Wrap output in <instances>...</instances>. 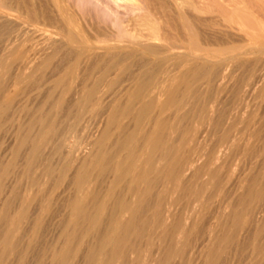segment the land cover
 Instances as JSON below:
<instances>
[{"label": "rangeland", "instance_id": "obj_1", "mask_svg": "<svg viewBox=\"0 0 264 264\" xmlns=\"http://www.w3.org/2000/svg\"><path fill=\"white\" fill-rule=\"evenodd\" d=\"M0 1L1 14H8L10 18L15 20L16 22H19L18 25L21 23L22 25H20L22 27L28 28H26L27 30L24 28L22 29L21 26H18L16 23L15 24L22 31L18 29V27L13 23L6 24L3 27H0V29L2 28L1 31L5 27H8L2 32L0 31V38H2L0 39V48L2 46L3 39L5 40L12 34H14L13 36H15L17 34L24 35L26 33L25 35L28 39L26 38V36H24L23 39H26H22V46L27 44L28 46L26 45V47L29 50L36 45L33 44L37 43V39H34L35 36H29L30 33L27 32L28 30L29 32L38 30L37 32L35 31L36 35L42 32H47L49 34H52L51 32H54L53 35H56L57 32H60V28H62L61 25L63 26L64 24L63 27L65 28L66 26L65 29L68 28L67 25H65L66 22L63 23V19L59 18L60 13L55 12L57 11L55 9L53 10L54 7H52L53 5L50 3V0ZM153 1L142 0V9H140L141 11H136L137 13L133 12L129 8H124L119 3H117L119 5L118 6L117 4H115L114 0H60V4L63 7L64 15L68 16L69 18H73L78 23L83 33L86 34L87 32L88 34L89 31H102L103 33L105 32L107 34L111 33L110 35L113 38H120V40H122L126 37H124L123 34L124 28L132 30V27H135L139 22L137 17L142 18V16L144 17L146 15V17H149L151 11L149 10L150 12H148V6H150V3H152ZM145 6H147V8ZM171 18H173L174 22L177 21V18L174 17H170V19L168 18L169 21H172ZM59 19L61 20L59 21ZM32 20L34 21L32 22ZM48 20L52 21L48 22ZM134 21L137 23H134ZM12 24L13 26H15L14 29H12L13 27H10ZM51 24H54L53 27ZM203 25L204 24H202V22L199 24L201 31H205V35H211V31L208 30L205 25V27ZM7 29L8 31H10L9 29L13 31H10L11 33H6ZM24 30H26V32ZM16 31L17 33L15 34ZM28 36L30 38L32 36V44L31 42H29L30 38ZM30 45H32L33 47ZM22 46L21 50L22 48L26 49L25 46ZM69 48L70 47H68L66 44H58L55 51L52 52V54H50L48 58L45 59V61H42L43 63L41 62V65L39 64L40 66H38L33 72H26V75L24 74L22 69L25 66V62L27 61V57L29 54H27L28 51L25 53L23 52L25 54L24 63L22 58L24 55H21L22 51H18V53L20 52V54L18 55L19 59L17 58L18 53L14 54L13 56L7 57L0 51V57L3 58H0V91L2 92H0V264H58L60 258L65 253V248H67L68 246L70 247V242L72 243V240L75 238V234L77 237L78 226L74 227L72 223L73 217L70 210L71 203L73 201L80 202V200L83 199L81 200V203L86 205L88 204L87 207L89 206L88 209L91 210L93 206L92 204H94L95 201L98 202V204L102 202V196L105 192H107L112 181V178H110L107 173L109 171L97 172L95 169H93L94 165H89V160L78 161V158H81V155H83V153H88L86 158H93L99 153L98 152L96 154L97 148L102 149L103 147L106 152L110 151L112 150L109 149L110 145L115 141V139L118 138L116 141V145H118L120 142L126 139V136L136 133L138 129L139 131H143L144 129L142 122H138L137 119H135L137 117L136 114L138 105H131V103H133L131 101L132 96L137 92V85L140 83V79L143 78L145 73L141 71L142 69H138V60L133 57V59L131 57H113L98 59L95 58L88 61V58L86 57L84 51L78 50V52L73 51ZM81 52L82 54H80ZM75 53L77 55L74 56ZM123 59L125 60V62ZM106 61H109V63ZM129 62H132L133 65ZM83 63H86V65H84ZM115 63H117L118 65ZM17 66L19 68H17ZM135 68L137 69L135 70ZM21 71L23 72V74ZM136 71H138V73H140L141 75ZM238 73L239 74L235 75L237 84L234 86L235 88H232V91L231 89L230 91H228L219 90L218 88L215 89V87H213V90H217L216 93L218 94L215 93V90L214 93L213 90L211 93H209V90L206 92L207 95L210 94L209 96L215 95L214 97H216L218 95L219 100L217 99V97L216 99L218 100V102L221 99L220 102L223 103H217L219 104L217 105L218 111L216 113L218 117L216 115V119H214L213 122L207 123L205 120H200L201 122L199 123V120L197 121V119L194 118V113L192 114V110H190L189 113L182 112L178 115L176 113L174 114V111L171 108V112L170 109H167V111L164 112L165 114L163 113V115L165 116H167V114L169 115L170 113V115L167 116V124L171 123L170 125H172L173 128L177 129L179 133L182 132V134H184L185 132L186 134V132H188V137H190L191 134H194L195 139L193 141H190V143L192 144L190 147L191 150L189 151L192 155H201L204 158V166L201 168L198 174L190 179L189 183L188 181H186V185L184 187L185 190L184 188L181 189L178 187L173 189L169 184L168 191L166 188L160 185L161 183L159 185H156L153 189V192L150 194V197L147 198L148 200H144L145 209L147 208V210L144 209V214L140 213V217L138 219L143 221H149V219H151L150 215L152 213L151 211H149V207L154 203V200H156L158 196L162 195L160 193H162L161 191H163V188L166 189L167 192L165 194V191H163L164 197L162 198L165 201H163V204L165 206L164 213L168 212L167 214L165 213L168 218L169 216H171L169 219H167L170 220L168 221V223L172 222L173 220L174 222H179L181 226L186 224L189 225V232L184 240L183 251L181 253H178L175 250V247L181 243L180 239H177V232L172 234L170 238H166L164 241L162 227H156L154 228L158 230L156 231V233H154L155 230L153 229L150 231V237H143L142 239L137 241L138 248H136L135 251L122 253L120 264H207V260L209 259V257L211 258V256L213 258H216L210 264H264V155L262 156V153H260L262 147L264 146V97L263 101L260 103L259 101L261 100V98H257V100L256 98L246 95V92L244 91V89H242L241 84L239 83V81L241 82L243 80L244 76L240 72ZM241 75L243 77L242 79L240 77ZM125 76H128L129 78L127 77L126 79ZM133 76L135 78H133ZM238 76L240 77V79L238 78ZM127 85L129 89L127 88ZM134 85L136 86L135 88ZM1 87L3 88L1 89ZM236 87L238 89L237 91ZM121 88L125 89L126 91H121L123 90ZM239 88L240 90L242 89L245 94L243 92L240 93ZM201 92L203 93V91ZM236 92L238 95L241 94V96L236 95ZM202 93L200 94L202 95ZM220 93L226 94L228 96H222ZM213 96L212 98H214ZM237 96L239 97L238 99L236 98ZM102 97H105L103 98L105 100V104ZM224 98L225 102H223ZM248 98L252 100V103H254L252 104ZM238 100L241 102H239ZM255 102H257L256 104L259 105L258 107L257 105L255 106ZM196 108L199 109V107ZM196 108L195 110L197 111ZM219 108L221 111H223L220 112ZM120 109H122V112ZM244 110H251L247 111V113L250 112V114H253L255 116L258 114L256 116L258 120L256 119L257 121L255 120L254 124L256 126L257 124L259 125V129H257V131H259L257 132V134L260 133L258 135L260 138H258L259 140L254 139L253 137V139H249V137L251 136L248 133L249 125L244 122V118L247 116V114L244 115L246 113V111ZM233 116L236 117L233 118ZM217 118H219L220 120ZM39 124L40 126H38ZM186 124L190 126H187ZM198 126L201 127L199 128ZM45 127H48V134L52 132L51 134L54 135H49V138H47L46 140H38V137L40 135L48 137L45 133V131L47 130L45 129ZM192 128H195V130H193ZM42 129H45V131ZM192 136L193 135H191V137ZM253 141L257 142L254 143ZM246 142H250V151L247 149V147H244L248 145ZM34 143H37L36 147L34 146ZM108 144L109 147H107ZM231 146H233L234 148H231ZM101 149L99 151H101ZM259 153L261 157L258 156ZM225 154H227L226 157L224 156ZM75 158H77V160ZM215 167H217L215 179L217 178L216 181H218V186L216 184V186L213 187L208 180L209 175L207 174H209L212 168ZM79 173H87L89 176V180L91 179L85 184V186H80L76 181V175ZM244 173L245 175H243ZM237 175L239 176V178ZM236 176L237 178H235ZM223 177L225 178V180ZM125 188L126 187H123L120 190V197H125L126 200V198L131 197L126 194L127 189L125 190ZM260 189L261 192L259 197H254L253 193L259 191ZM197 190L199 191L198 193L200 196L196 198L193 193ZM238 190L241 192H239ZM88 192L90 195L88 194ZM249 192L251 193L249 194ZM229 202L234 204L235 212L239 214H245L241 222L242 226L231 225V208L229 207ZM171 209L173 211H171ZM145 211L148 214L145 213ZM146 214L147 216H145ZM121 216L122 215L120 213H117L115 218L123 220L124 217L122 216L121 219ZM167 216L163 217L164 221ZM15 217H17L16 220ZM193 220L194 224L191 225L190 223L193 222ZM100 229L103 230L104 226H101ZM225 236H228V239L226 241H222L223 239H225ZM213 237L215 239L212 240ZM78 238H80L79 243L75 246V248L73 247L72 252H68L71 256L68 255L70 259H68L67 264H83L82 260H85L84 258L87 256L89 248H92L94 246V243L96 242V238L90 239L86 235ZM161 238L164 242H162ZM85 242L89 245L87 246ZM218 245H222V247L220 246L221 249L216 253V249L214 248H217ZM209 249L212 251L214 250L213 252L216 255L213 256L214 253L212 251L211 253L213 255L210 254ZM163 251H166L165 253H169V255H167L168 258H162L161 255L163 254ZM82 255L84 256L83 259H81Z\"/></svg>", "mask_w": 264, "mask_h": 264}, {"label": "bare ground", "instance_id": "obj_2", "mask_svg": "<svg viewBox=\"0 0 264 264\" xmlns=\"http://www.w3.org/2000/svg\"><path fill=\"white\" fill-rule=\"evenodd\" d=\"M50 1H51L50 3L53 5V6L52 5L51 6L54 7L53 10L55 9V10H57L55 12L60 13L61 17L59 16V14H58V16H59V18L63 19L62 22L63 23L66 22L65 25H67L68 30L65 29L66 26H65V28L63 27L64 26L63 23H62L63 26L61 25L62 28H60V32H57V33L55 32L56 35H53L54 32H51L52 34H49L47 32H42V33H38L36 35V32L38 30L37 31L35 30L36 32L34 30H33V32H31V31L29 32V30H28L27 32L30 33L29 36L30 35L35 36L34 39H37V43L33 44V45L36 44L34 47L32 45H30L33 47V48L29 49L30 51L26 47L27 44L24 45L26 47V49L22 48V50H21V46H22V42H23L22 39L24 38V36H26L25 35L26 33L24 35L17 34L15 36H13L14 34H12L10 37L6 38L5 40L4 39L2 40L3 43H2V46L0 48V51L2 54H4L7 57L13 56L14 54H17L18 51H22L21 55L22 54L24 55L22 57L23 63H24V57H25L24 53L28 51L27 54L28 53L29 54L27 57V61L25 62V66L23 65L24 68L22 69L24 74L26 72L27 73L33 72L38 66L41 65L40 63L42 61H45V59H47L48 56L50 54H52V52L55 51L57 45L58 44L61 45V43L66 44L68 47H70L69 49H72L73 51H78V50L84 51L86 54V57L88 58V61L91 59H95V58H97V59L98 58H113V57H115V58L116 57H121V58L122 57L123 58H125V57H127V58L131 57L132 58L133 57V58H136L139 61V63H138V61L136 60L139 68L136 65L135 66L139 70L142 69L141 71L145 72L144 73L145 77L142 75L143 78L142 79L139 78L141 81L137 85V92L132 96V100H131L133 102V103H131V105L132 104H133V106H134V104L138 105V110H137V114H136L137 117L135 119H137L138 122H142V125L144 127V129L142 127L143 131L142 130L139 131V129H138V131L136 133L126 136V139H124V141L120 142L118 145H116V141L118 138L115 139V141L110 145L109 149H112L110 151L106 152L103 147H102V149L100 148L101 151H99L100 149L97 148L96 154L98 152L99 153L97 155H95L93 158H89V159L86 158L87 154H88L86 152H85L86 154L83 153V155H81L82 156L81 158H78V161L89 160V162H88L89 165L90 164L94 165L93 169H95L97 172L109 171L107 173H108V176H110V178H112V181H111L110 187L108 186L109 189L102 196L103 197L102 202H100V204H98V202H96V201L94 202V204L91 203L93 205L92 208L90 207L91 210L88 209V207H89V206L87 207L88 204L86 205V204L81 203V200H83V199H81L80 202L79 201H73L71 203L70 210H71V214L73 217L72 223H73L74 227L78 226L77 237L75 234V238L73 237L74 239L72 240V243L70 242V247L68 246V243H67L68 247L66 246L67 247V248H65L66 250L64 249L65 253L60 258L58 264H67L68 259H70L68 256L70 254L68 252L73 251V247L75 248V246L79 243L80 238H78V237H82L83 235H86L90 239L96 238V242L94 243V246L92 248H89V252H87L88 254L84 258L85 260L84 261L82 260L83 264H120L122 253H124V252L128 253V252L135 251L136 248H138L137 247V241H139L143 237H146V238L150 237V231L156 227H162V232H163L162 234L164 235V238H163L164 241L166 238H170V236L172 234L177 232L176 233V236L178 237L177 239H180L181 243L175 247V250L178 253H181L183 251V247H184V245H183L184 240H185V238L189 232L188 231L189 225L186 224V225L181 226L179 222H174L173 220H172V222L168 223V221H170V220H167V219H169L171 216H169V218H168V216L166 215L168 212H165L166 214L164 213V207L165 206L163 203L165 201L162 198V197H164L163 191H165V194H166V192L169 188V184L171 185V187L173 189L176 187L183 189L186 185V181H188V183H189L190 179H192L196 174H198V172L204 166L203 165L204 164V158L199 154L198 155L190 154L191 152L189 150H191L190 147L192 144V143H190V141H193L195 139L194 134H191V135H193L192 137H191V135H190V137H188V132H186V134H185V132H184V134H182V132L179 133L177 129L173 128L172 125H170L171 123L170 124L168 123L170 126L167 124V116L170 115L169 111H168L169 115L167 114V116L163 115V113L166 112L167 109H170V112L173 109L174 114L176 113L179 115L182 112L183 113H185V112L189 113V111L192 110L193 111L192 114L194 113L193 114L194 118L197 119V121L199 120V123L201 122L200 120H205L207 123L213 122L214 119H216V115H217L216 113L218 111L217 105H219L222 102H220L221 99L219 101L220 103L218 102V100H219L218 95L216 96L218 99L217 100L216 97H214L215 95L209 96L210 95L209 93L212 92L213 87H215V89L218 88L219 90L230 91V89H231V91H232L233 90L232 88L237 84V82H236L237 80H235V78H236L235 75L239 74L238 72H240L244 76V78L242 77V75L240 76L241 79L243 78V80L241 82L239 81V83L241 84L242 89H244V91L246 92V95H248L249 97L256 98V99L261 98V100L259 101L260 103L263 101V97H264L263 96L264 95V0H154L155 2L152 0L153 2L150 3L151 5L149 4L152 7L148 6L150 8V9L148 8V12L151 11V14L149 15V17H146L147 15L144 17L142 16V18H138L136 16L137 19L139 20V22L137 23L134 21V23H137V24L135 27H132L133 28L132 30H130V29L128 30V29L124 28L123 34H124V37L125 36L126 37H125V39H122V40H120V38L119 39H116L115 37L113 38L110 35L111 33L107 34L105 32L103 33L102 31H100V32H95V31L90 32L89 31L88 34H87V32H86V34L83 33L82 29L79 27L78 23L73 18H69L68 16L64 15L63 7L60 4V0H50ZM141 1L140 0H114L115 4L119 3L124 8H129L133 12H136V11L142 9ZM147 2H150V1H147ZM5 6H6V4H5ZM145 7L147 8V6H145ZM33 9H34V7H33ZM136 13H134V14H136ZM46 16H48V15H46ZM170 17L177 18V21L174 22L173 18H171L172 21H169ZM60 20L61 19H59V21ZM174 20H176V19H174ZM33 21L34 20H32V22ZM50 21H52V20H50ZM50 21L48 20V22H50ZM57 22H58V19H57ZM201 22H202V24H204L207 27L208 30L211 31V35H207V34L205 35V31L204 32L201 31L200 26H199V24ZM10 23H13V24L16 23L18 25L19 22H16L12 18H10L8 16V14L6 15L3 13L2 14L0 13V27H3L4 25L10 24ZM42 23H43V21H42ZM13 24L10 26V27H13L12 29H14V27H15V26H13ZM53 25H52V27H53ZM6 28H8V27H5L3 30H5ZM21 28L26 29L27 27L25 28V27L21 26ZM1 29H0V31H1ZM18 29H20V28L18 27ZM9 30L13 31L11 29H9ZM20 30H19V32H20ZM26 30H24V31L26 32ZM10 31H8V29H7V32L6 31L5 32L9 33ZM17 31L15 32V34L17 33ZM7 36H8V34H7ZM32 36H31V38H32ZM26 38H27V36H26ZM31 38H30L29 42H31ZM0 39H2V38H0ZM25 39H23V40H25ZM32 42H31V44H32ZM24 46H22V47H24ZM58 47H60V46H58ZM63 48H64V46H63ZM69 52H71V51H69ZM19 54H20V52L17 54V58H18ZM80 54H82V52ZM75 55H77V54L75 53L74 56ZM78 56H80V55H78ZM1 59H3V58H1ZM81 61H83V60H81ZM127 61H128V59H127ZM136 61H135V64H136ZM20 62H22V61H20ZM90 62H92V61H90ZM106 62L109 63V61H106ZM116 62H117V60H116ZM124 62H125V60H124ZM129 63H132V62H129ZM13 64H14V62H13ZM20 64H22V63H20ZM115 64H117V63H115ZM84 65H86V63ZM132 65H133V63H132ZM76 66H78V65H76ZM17 68H19V67L17 66ZM137 68H135V70ZM138 71H136V72L138 73ZM23 72H22V74H23ZM111 72H113V71H111ZM11 73H13V72H11ZM138 74H140V73H138ZM140 75H139V77H140ZM127 77H126V79H127ZM240 77L238 76L239 79H240ZM133 78H135V77L133 76ZM136 80H137V78H136ZM102 81H101V83H102ZM132 81H133V79H132ZM94 84H95V82H94ZM135 84H136V82H135ZM129 86H133V85H129ZM135 87L136 86L134 85V88ZM2 88L3 87H1V89ZM127 88H128V85H127ZM88 89H90V88H88ZM121 89H123V88H121ZM57 90H59V89H57ZM124 90L125 89H123L121 91H124ZM208 90H209V93H208L209 95H207V93H206ZM214 90H213V93H214ZM237 90L238 89L236 87V91ZM241 90L239 88L240 93L243 92V90L242 91ZM108 91H109V89H108ZM121 91H120V93H121ZM201 91H203V93ZM216 91L217 90H215V93H216ZM200 93H202V95ZM92 94H93V92H92ZM216 94H218V93H216ZM221 95L223 96L226 94H221ZM236 95H238L237 92H236ZM236 95H233V96H236ZM212 96L215 99L212 98ZM226 96H228V95H226ZM238 96H241V94H239ZM238 96L236 97L237 99L239 98ZM103 98H105V97H102V99ZM0 99H1V97H0ZM112 99H113V97H112ZM112 99H111V101H112ZM200 100H201V102H200ZM249 100H250V102L252 101L251 99H249ZM111 101H110V103H111ZM242 101H243V99H242ZM253 101H254V99H253ZM107 102H106V104H107ZM223 102H225V98H224ZM239 102H241V101H239ZM257 102H255V106L257 105L256 104ZM217 103H219V104H217ZM243 103H245V102H243ZM104 104H105V100H104ZM258 106L259 105H257V107ZM196 107H199V109ZM234 107H236V106H234ZM195 108L197 109V111L195 110ZM109 109H110V107H109ZM248 109H249V107H248ZM120 110L122 112V109H120ZM219 110H220V108H219ZM123 111H124V109H123ZM222 111L220 110V112H222ZM244 111H246V110H244ZM247 111H251V110H247ZM247 111H246V113L244 112L245 113L244 115L247 114V116L245 118L244 117L243 118L245 119L244 122L247 125H249V127H248L249 132L248 133L251 137H249V136L248 137H249V139H251L252 137L254 139H258L259 138L258 135L260 133L257 134V132H259V131H257V129H259L258 128L259 125L257 124V126H256L254 124L255 120L257 119L256 116L258 114L255 116L253 114H250V112L247 113ZM255 113H256V111H255ZM217 117H218V115H217ZM234 117H236V116H233V118ZM189 119H190V117H189ZM217 119H219V118H217ZM260 119H262V118H260ZM0 120H1V118H0ZM39 120H41V119H39ZM230 120H231V118H230ZM260 121H259V123H260ZM188 124H190V123H188ZM250 125H251V127H250ZM38 126H40V124ZM177 126H176V128H177ZM187 126H190V125H187ZM225 126H227V125H225ZM198 127L200 128L201 126H198ZM47 128L45 127V129H47ZM246 128H247V126H246ZM45 129H42V130L45 131ZM173 129H175V130H173ZM36 130H37V128H36ZM193 130H195V128ZM207 130H208V128H207ZM182 131H184V130H182ZM47 132H48V129L45 131V133L47 134L48 137H44V135L43 136L40 135L41 137L39 136L38 140H40V139L46 140L47 138H49V135H52L51 134L52 132L49 134ZM195 132H197V131H195ZM248 133H246V134H248ZM199 134H200V132H199ZM123 135H125V134H123ZM110 139H109V141H110ZM230 142H231V140H230ZM255 142H257V141H255ZM247 144H244V145H247L244 147H247V149L250 151V147H249L250 142ZM217 145H218V143H217ZM34 146L36 147L37 143H34ZM107 147H109V144ZM263 147H262V150L260 152V153H262V156L264 155L263 154V152H264ZM231 148H234V147L231 146ZM219 150H218V152H219ZM86 151H87V149H86ZM260 153H259V155L258 154L257 155L260 156ZM226 155L227 154H225L224 156L226 157ZM224 156H222V157H224ZM219 157H221V156H219ZM249 157H250V155H249ZM40 158H41V156H40ZM75 159L77 160V158H75ZM214 166H216V165H214ZM87 167H88V165H87ZM212 167H213V163H212ZM224 168H225V166H224ZM233 171H234V169H233ZM216 172H217V167L212 168V170L209 172V174H207V175H209L208 180H209L211 186H213V187L216 186V184L218 183V181H216L217 178L215 179ZM243 175H245V173ZM246 175H247V173H246ZM56 176H57V174H56ZM237 176L235 178H237ZM67 177H68V175H67ZM238 178H239V176H238ZM90 180H89V176L87 173H82V174L79 173L76 175V181L78 182V184L80 186H85V184L87 182H89ZM224 180H225V178H224ZM159 184L162 185L167 190L163 188V191H161L162 193H160L162 195L158 196V198L156 200H154V203L149 207L150 208L149 211H151V213H152L151 215L149 214L151 216V219H149V221L139 220L138 218L140 217V213L144 214V212H143V210L145 209V204H144L145 201L144 200L145 199H146V201L148 200L147 198L150 197V194L153 192V189L155 188V186L159 185ZM217 186H218V184H217ZM123 187H126L125 188V190L127 189L126 194L129 195L131 198H126V200H125V197H123L124 199L122 198V196L120 197V190ZM235 187H237V186H235ZM184 190H185V188H184ZM198 192L199 191L197 190L193 193L196 198L198 196H200ZM220 192H221V189H220ZM239 192H241V191H239ZM260 192H261V189L259 191L254 192L253 193L254 197L258 198L260 195ZM84 193H85V191H84ZM219 193H217V194H219ZM242 193H243V191H242ZM250 193L251 192H249V194ZM88 194H89V192H88ZM94 194H92V195H94ZM91 196H90V199H91ZM97 200H98V198H97ZM169 200H170V198H169ZM91 202H92V200H91ZM197 207H199V206H197ZM229 207L231 208V214H230L231 225L242 226L241 222H242V220L244 218L243 216L245 214H243V213L239 214V213L235 212L234 204H232L231 202H229ZM145 210H147V208ZM168 210H169V208H168ZM165 211H166V209H165ZM171 211H173V210L171 209ZM241 212H243V211H241ZM115 213L116 214L120 213L124 217L123 220L115 218L116 217ZM145 213H147V212L145 211ZM163 213L167 216V218H165V221L163 220V217H166V216ZM147 214L145 216H147ZM122 216H121V219H122ZM16 218L17 217H15V220H16ZM143 218H144V216H143ZM146 218H145V220H146ZM245 218H247V217H245ZM194 220H193V222L190 223L191 225L194 224ZM68 224H69V222H68ZM243 224H244V222H243ZM101 226H104L103 230L100 229ZM154 230H155L154 233H156V231H158L156 229H154ZM153 236H154V234H153ZM228 236H225V239H223V240L221 239V240L226 241L228 239L227 238ZM163 239H162V242H164ZM213 239H215V238L213 237L212 240ZM174 242H175V240H174ZM217 243H219V242H217ZM83 244H84V242H83ZM85 244H87V243L85 242ZM223 244H224V242H223ZM88 245L89 244H87V246ZM37 246H38V244H37ZM84 246H86V245H84ZM218 246H219V248H218ZM218 246H217V248H214V246H213V248L216 249L215 250L216 253L222 247V245H218ZM81 251H83V250H81ZM211 251L212 250L209 251L210 254H212ZM165 252L163 251V254L161 255L162 258L163 257L166 258L167 255H169L168 252L167 253H165ZM156 253H157V251H156ZM215 255L216 254L214 253L213 256H215ZM83 257L84 256L82 255L81 259H83ZM215 258L216 257L213 258L212 256H211V258L209 257V259L207 260L208 261L207 264L212 263ZM78 260H80V259H78ZM201 261H202V259H201ZM162 262H163V259H162Z\"/></svg>", "mask_w": 264, "mask_h": 264}]
</instances>
